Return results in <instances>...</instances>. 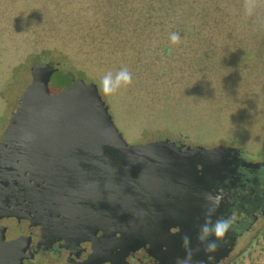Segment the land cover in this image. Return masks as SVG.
<instances>
[{"label": "water", "instance_id": "1", "mask_svg": "<svg viewBox=\"0 0 264 264\" xmlns=\"http://www.w3.org/2000/svg\"><path fill=\"white\" fill-rule=\"evenodd\" d=\"M55 71L0 136V218L26 217L49 235L92 239L78 264H99L106 248L99 230L119 232L130 248L205 215L193 211L210 193L195 161L215 165L226 143L190 142L171 130L130 142L97 82ZM24 256L23 240L6 241L0 226V264H22Z\"/></svg>", "mask_w": 264, "mask_h": 264}, {"label": "trees", "instance_id": "2", "mask_svg": "<svg viewBox=\"0 0 264 264\" xmlns=\"http://www.w3.org/2000/svg\"><path fill=\"white\" fill-rule=\"evenodd\" d=\"M23 1L33 30L24 35L30 48L58 51L60 60L95 77L101 88L102 76L115 78L126 68L132 78L127 89L154 82L183 97L220 96L246 84L245 77L240 83L227 73V65L247 68L250 46L264 43V0L251 14L245 0ZM173 33L180 38L175 45ZM251 37L259 40L250 43ZM163 98L144 104L158 110L166 105Z\"/></svg>", "mask_w": 264, "mask_h": 264}, {"label": "rangeland", "instance_id": "3", "mask_svg": "<svg viewBox=\"0 0 264 264\" xmlns=\"http://www.w3.org/2000/svg\"><path fill=\"white\" fill-rule=\"evenodd\" d=\"M23 2L0 0V107L4 103L6 105L0 108V131L16 108L38 86L49 76L54 78L59 74L55 71L56 66L68 76L96 80L95 77L83 76L77 67L60 60L61 56L56 50L34 52L30 48L24 35L28 33L32 36L33 30L26 25L27 14L22 12L25 8ZM262 39L264 37H260ZM257 40L251 37L250 43ZM179 49L182 51V48ZM249 50V61L253 65L244 69L227 65L226 69L229 71L227 73L236 74L240 83L245 77L246 84L236 85L229 93L220 96L205 94L183 97L169 88L161 90V85L154 82H135V86L128 89L120 87L108 95L110 103L113 102L111 108L117 126L130 142L142 141L156 132L173 129L195 140L234 138L243 142L254 154H259L264 148V43L258 47L250 46ZM94 75L98 76V73ZM157 95H164L166 105L158 110L146 108L144 102L157 100ZM232 264H264V232Z\"/></svg>", "mask_w": 264, "mask_h": 264}, {"label": "flooded vegetation", "instance_id": "4", "mask_svg": "<svg viewBox=\"0 0 264 264\" xmlns=\"http://www.w3.org/2000/svg\"><path fill=\"white\" fill-rule=\"evenodd\" d=\"M249 65H253L252 61H249ZM4 106L5 103L0 108ZM9 121L0 131V136ZM168 130L181 134L190 142L227 144L215 165L205 167L203 161H195L199 174L207 172L203 175L206 183L204 190L221 197L219 206L207 200L205 206L193 208L194 212L205 210V215L192 216L181 225H171L167 230L153 232L145 242H135V247L129 248L121 240L119 232L107 237L99 230L97 237L106 245L101 250L99 264H176L177 257L183 258L187 254L183 245L184 236L191 238V264H232L264 232V148L259 154H254L243 142L234 138L203 141L192 139L178 130ZM209 212L213 221L220 217L231 218L232 227L219 248L206 253L196 237ZM0 226L3 227L6 241L23 240L25 256L22 264H78L87 260L94 247L92 239L80 241L49 235L43 225L33 223L26 217H1ZM209 257L213 259L209 260Z\"/></svg>", "mask_w": 264, "mask_h": 264}, {"label": "clouds", "instance_id": "5", "mask_svg": "<svg viewBox=\"0 0 264 264\" xmlns=\"http://www.w3.org/2000/svg\"><path fill=\"white\" fill-rule=\"evenodd\" d=\"M257 0H245V7L248 14H251ZM172 44H178L180 42L179 35L173 33L170 37ZM132 83L131 74L128 70L121 69L113 78L111 73H108L102 78V91L104 95H111L122 86H127ZM206 199L214 201L216 206H219L221 197L219 195L213 196L209 193L206 195ZM232 227L231 218L225 219L223 217L217 218L215 221L211 219V212L207 215L205 223L200 226L199 232L197 233L196 239L203 245L206 253L216 251L220 242L223 241L224 237ZM191 238L188 236L183 237V245L186 247L187 254L185 257H177L176 264H191V249L189 247ZM213 257H209L212 260Z\"/></svg>", "mask_w": 264, "mask_h": 264}]
</instances>
